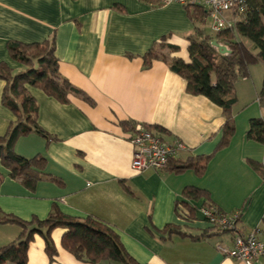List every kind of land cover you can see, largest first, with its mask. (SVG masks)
<instances>
[{
  "label": "crops",
  "instance_id": "0c3cea01",
  "mask_svg": "<svg viewBox=\"0 0 264 264\" xmlns=\"http://www.w3.org/2000/svg\"><path fill=\"white\" fill-rule=\"evenodd\" d=\"M192 30L183 7L173 2L150 7L139 0H0V63L17 73L22 67L10 60L7 42L52 39L60 75L93 102L72 96L69 104H60L41 90L27 88L38 106V126L56 140L47 143L30 134L18 139L14 150L25 158L41 155L45 173L62 185L41 180L29 192L19 180L8 178L0 165L1 212L29 221L46 218L55 205L71 218L96 217L116 232L138 264H264V257L241 262L217 252L216 245H230L227 233L201 241L166 239L161 233L169 224L191 235L209 227L199 212L189 223L175 214V203L183 201L182 190L193 186L208 191L220 211L239 212L240 229L255 231L264 243V178L247 163L252 159L264 167L260 146L264 142L246 137L251 119L264 120L262 109L244 118L232 109L233 134L228 146L218 149L226 123L220 108L204 97L188 95L185 82L163 61L144 67L145 53L152 46L158 49L162 41L178 47L173 53L161 49L167 60L188 62L186 37ZM184 48L187 60L179 54ZM3 87L0 80V136L14 120L1 103ZM234 95L236 104L245 96L235 86ZM126 121L158 128L167 144L180 142L183 149L172 162L209 157L204 174L198 177L188 170L178 175L170 168L132 170L130 134L120 125ZM187 203L199 207L204 202ZM19 232L17 225H0V247L15 241ZM64 232L57 228L51 233L57 251L53 262L44 252L43 240L35 236L26 264H88L62 249Z\"/></svg>",
  "mask_w": 264,
  "mask_h": 264
},
{
  "label": "trees",
  "instance_id": "16d2710c",
  "mask_svg": "<svg viewBox=\"0 0 264 264\" xmlns=\"http://www.w3.org/2000/svg\"><path fill=\"white\" fill-rule=\"evenodd\" d=\"M139 1L150 7L166 4L163 0ZM243 1L246 6L245 11L238 16L235 15L234 24L212 35H209L204 27L208 16L205 9L197 5L182 6L193 26L192 32L186 37L188 62L180 58L167 60L160 49L166 47L173 53L178 51V47L164 44L163 41L158 43L159 50L152 46L143 56L146 69L154 60L163 61L171 72L185 82L188 95L204 97L220 108L226 123L218 149L228 146L234 131L231 117L232 109L236 104L234 85L239 80L249 77L250 66L258 62L264 65V0ZM242 39L251 43L256 52L253 53L246 47ZM212 41L225 47L228 54L221 55L211 45ZM6 51L10 60L18 63L22 70L14 73L6 63H0V80L4 82L1 103L14 117V120L9 122L4 135L0 136V165L6 170L8 178L19 180L22 187L29 192H33L41 180L62 185L59 179L45 173L44 158L41 155L25 158L16 154L14 150L17 140L30 134L40 135L47 143L56 140L38 126V106L27 88L41 90L60 104H69L72 96L79 97L89 105H93V102L82 90L60 75L52 39L35 44L9 41L6 43ZM257 102L264 110V74L257 94ZM120 125L122 130L130 135L139 125L147 131L160 132L153 126L129 121L121 122ZM246 137L258 143L264 142V121L261 118L249 121ZM208 159L209 157H193L186 161L172 162L170 158L166 168H170L178 175L191 170L201 177L205 172ZM247 163L252 170L264 178V167L261 162L248 159ZM181 197L183 201L175 203V214L183 222L195 221V215L201 207H214L220 211L213 205L208 191L204 189L187 186L182 190ZM199 200L204 202L199 207L187 203ZM5 224L17 225L20 232L15 241L0 247V264H26L28 245L35 236L43 240L44 252L49 261L53 262L57 251L52 242L51 233L57 228L65 230L61 237L62 249L80 262L138 264L125 251L116 232L107 223L93 216H87L83 220L71 218L62 214L53 205L46 218L32 217L29 221H24L13 215H6L0 210V225ZM161 233L166 236V239L177 236L181 239L201 241L227 232L209 226L200 234L191 235L182 232L180 227L169 224L161 230Z\"/></svg>",
  "mask_w": 264,
  "mask_h": 264
},
{
  "label": "built area",
  "instance_id": "2783aa9c",
  "mask_svg": "<svg viewBox=\"0 0 264 264\" xmlns=\"http://www.w3.org/2000/svg\"><path fill=\"white\" fill-rule=\"evenodd\" d=\"M165 3L184 5H197L208 12V17L213 19V33L232 26L235 15L245 11L243 0H163ZM229 15V19L226 18ZM129 143L132 146L131 168L135 172L148 170L161 171L167 167L168 161L183 145L175 141L173 144L165 143L159 133L147 131L141 125L130 135ZM199 213L202 219L212 227L226 231L230 235V245L218 244L216 251L230 259L251 262L264 257V243L255 231L243 232L240 227V213H224L214 207H201Z\"/></svg>",
  "mask_w": 264,
  "mask_h": 264
},
{
  "label": "rangeland",
  "instance_id": "374dc122",
  "mask_svg": "<svg viewBox=\"0 0 264 264\" xmlns=\"http://www.w3.org/2000/svg\"><path fill=\"white\" fill-rule=\"evenodd\" d=\"M213 24V19L208 17L205 21L204 27L206 32L209 35L213 34V31L211 29ZM242 42L244 43V45L246 47H248L253 53H255L256 51L253 49L251 43H249L247 40H243ZM163 49V48H162ZM157 50V49H156ZM159 50V48H158ZM160 52H162V50L160 49ZM180 55H185L186 58L185 60H187V54H185V48L181 49V52L179 53ZM263 74H264V65L261 62H258L252 66L249 67V77L247 79H243V80H239L234 86L235 89L237 90V92L240 94V92H244V99L238 101L237 104L234 105L233 107V114H237L239 115V118H244L246 117V113L253 111L254 109H261L258 105L257 102V94L261 88V84H262V80H263ZM248 102V108L245 106V104ZM247 108V109H246ZM246 110V111H245ZM261 111V115H264V110H260ZM264 119V118H263ZM239 120L242 119H238ZM264 121V120H263ZM244 121L241 124L242 127V131L244 132V130L246 131V127H244ZM248 129V127H247ZM261 152L262 154H264V144H261ZM264 158V157H263ZM206 226V225H205ZM185 229V228H184ZM187 230V229H186ZM185 230V231H186ZM189 230V229H188ZM192 231V230H189Z\"/></svg>",
  "mask_w": 264,
  "mask_h": 264
},
{
  "label": "water",
  "instance_id": "95a60500",
  "mask_svg": "<svg viewBox=\"0 0 264 264\" xmlns=\"http://www.w3.org/2000/svg\"><path fill=\"white\" fill-rule=\"evenodd\" d=\"M211 45L215 47L221 55L228 54V50L225 47L217 44L216 41H212Z\"/></svg>",
  "mask_w": 264,
  "mask_h": 264
}]
</instances>
